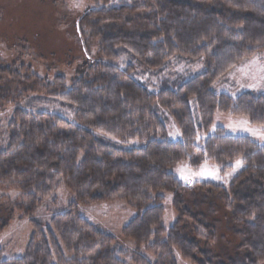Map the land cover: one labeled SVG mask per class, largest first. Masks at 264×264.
Masks as SVG:
<instances>
[{"label": "trees", "instance_id": "16d2710c", "mask_svg": "<svg viewBox=\"0 0 264 264\" xmlns=\"http://www.w3.org/2000/svg\"><path fill=\"white\" fill-rule=\"evenodd\" d=\"M142 12L147 15L136 17ZM131 17L138 19L136 32L129 31ZM85 19H94L88 28L101 40V61L86 63L69 85L62 76L50 82L26 66L0 62V114L13 110L0 134V184L19 186L28 217L63 184L76 196L49 228L31 221L24 256L7 259L0 248V264H178L177 257L190 264H264V147L221 127L196 145L218 114L264 127V95L232 98L213 91L230 71L264 52V0H133L93 10ZM125 59L124 70L115 66ZM174 63L202 64L205 71L188 81L177 74L171 79L167 70ZM134 65L145 72L135 73ZM134 75H147L148 83ZM166 112L182 141L166 138ZM238 160L243 170L227 189L197 186L220 202L236 240L228 252L216 253L219 220L185 207L191 187L171 170L212 163L224 175ZM165 194L177 215L168 229ZM119 200L137 212L122 230L135 251L117 247L115 238L77 211L79 205Z\"/></svg>", "mask_w": 264, "mask_h": 264}, {"label": "rangeland", "instance_id": "374dc122", "mask_svg": "<svg viewBox=\"0 0 264 264\" xmlns=\"http://www.w3.org/2000/svg\"><path fill=\"white\" fill-rule=\"evenodd\" d=\"M124 1L130 3L133 0H107L106 4L95 0H0V62L7 66H26L38 77L50 82L57 76H62L69 85L79 72H83L86 63L96 64L101 61V40L96 38L93 29L88 28V23L93 24L94 19L88 22L86 16L93 10L103 7H119ZM146 15L142 12L136 17ZM134 18H129L131 22L135 21L129 31L134 29L136 32L135 27L139 23H136L138 19ZM126 62L127 59L122 60L115 66L124 70ZM189 66L185 63H174L167 70L168 77L175 79L178 75L182 77L181 81H188L205 71L202 64ZM134 70L135 73L145 72L140 65H134ZM173 74L177 75L169 76ZM133 77L140 83H148L147 75ZM153 85L156 86L155 82ZM150 91L156 92L154 88ZM213 91L217 94H227L232 98L247 92L264 95V52L230 71L213 86ZM191 111L194 124L198 127L199 117L193 102ZM161 112L163 114V110ZM12 113L13 110L9 109L0 114V134L6 132ZM162 122L168 140L182 141L181 132L170 113L162 117ZM218 127L223 128L228 136L248 137L264 147V127L252 126L243 118L220 114L215 117L209 133L199 132L196 145L201 147L208 137L216 134ZM238 161L234 162L233 169L224 175L212 163H204L199 168H192L188 163H184L171 170L183 186L191 187V191L184 194L185 207L194 214L211 213V217L219 220L222 237L213 246L216 253L228 252L234 247L236 240L231 234V224L220 202L217 199L206 198L197 186L211 183L227 189L243 170L242 161ZM164 198L162 204L164 226L168 229L177 220V215L172 207V198L167 194ZM74 202L76 196L63 184L53 196L43 202L33 216L28 217L29 206L23 199L19 186L0 184V248L4 251L5 257L11 259L24 256L33 234L32 220L43 229H47L52 219L67 213ZM77 211L79 216L100 231L115 238L117 247L135 251L134 244L122 236L123 228L137 216L136 210L129 202L119 200L109 204L87 203L79 205ZM144 250L140 252L154 260L155 256L148 252L144 253ZM177 262L190 264L180 257H177Z\"/></svg>", "mask_w": 264, "mask_h": 264}, {"label": "snow or ice", "instance_id": "6c2138e0", "mask_svg": "<svg viewBox=\"0 0 264 264\" xmlns=\"http://www.w3.org/2000/svg\"><path fill=\"white\" fill-rule=\"evenodd\" d=\"M240 162L238 161L237 164H239Z\"/></svg>", "mask_w": 264, "mask_h": 264}]
</instances>
